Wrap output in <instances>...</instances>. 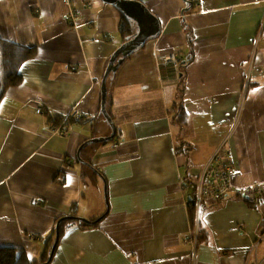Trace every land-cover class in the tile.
I'll return each instance as SVG.
<instances>
[{
    "label": "crops",
    "instance_id": "0c3cea01",
    "mask_svg": "<svg viewBox=\"0 0 264 264\" xmlns=\"http://www.w3.org/2000/svg\"><path fill=\"white\" fill-rule=\"evenodd\" d=\"M139 1L160 32L108 76L116 135L83 148L87 164L79 147L112 133L101 87L127 39L121 10L0 0V39L36 48L0 102V246L39 260L64 217L49 264H264V197L234 188L264 181V0ZM190 54L180 94L178 58ZM225 166L227 195L191 203L205 169Z\"/></svg>",
    "mask_w": 264,
    "mask_h": 264
},
{
    "label": "trees",
    "instance_id": "16d2710c",
    "mask_svg": "<svg viewBox=\"0 0 264 264\" xmlns=\"http://www.w3.org/2000/svg\"><path fill=\"white\" fill-rule=\"evenodd\" d=\"M131 23L132 21L126 15L122 13L121 22H120V30L125 34L127 38L131 37V34H132L133 25ZM191 40H192V37L189 35L188 41L190 44H191ZM192 50H193V47H192ZM134 51L124 56L123 61L126 58H128ZM35 54H36V48L34 47H27V46L15 44L9 41H5V40L3 41L0 39V102L9 87L18 86L19 84L22 83L23 79H22V74L20 71L21 66L24 62L31 59ZM192 56L193 55L190 54V55H187L186 57L178 58V68H179V73H180L178 88H179L180 94L182 93L183 88H184L183 83H184L185 69L187 65L191 62ZM120 64H118V67ZM176 108L178 107L176 106ZM184 109L185 108H183V106L179 105L178 112L180 115H184V112H185ZM183 118L185 119V117H179L173 120H177L178 122L181 121V123H183L184 122L182 121ZM65 119L66 120L63 123V118L49 117L50 123L51 122L52 123H62L64 125L68 124L69 122L73 120H76V119H73L71 115H69ZM82 151H81V156H82ZM190 200H191V203L193 201L195 205L194 193L191 194ZM65 223H66V220L64 217H60L56 223V225L60 226L61 237H62V234L65 233V228H64ZM48 259H49L48 251L47 252L45 251V253L42 254L41 259L36 260V259L29 258L26 251H24L22 248L10 247V246H0V264H42L46 262Z\"/></svg>",
    "mask_w": 264,
    "mask_h": 264
},
{
    "label": "water",
    "instance_id": "95a60500",
    "mask_svg": "<svg viewBox=\"0 0 264 264\" xmlns=\"http://www.w3.org/2000/svg\"><path fill=\"white\" fill-rule=\"evenodd\" d=\"M103 1L117 6L124 15H126L129 19L134 20L137 23V29L136 32L133 34V36L127 38L126 41L123 44H121L113 53L102 79L101 113L105 116L106 120L110 124L112 128V133L108 136L90 138L79 147L78 159L84 163L87 162H85L80 156V152L83 148H85L90 143L107 142L113 139L116 135L115 123L106 106L107 96H108V88H107L108 76L111 74V72H115L117 70L118 64H120L123 61L124 56L128 55L130 52L134 51L136 48L141 46L143 43L147 41L148 38L154 37L160 32L159 19L149 10V8L143 2L139 0H103ZM66 218L67 219L73 218L75 220H78L79 222H84L87 224H92L95 222L82 217L69 216ZM59 234L60 233L58 231V225H57L56 241L50 251L49 259L42 264H48L51 261L55 253V249L57 247Z\"/></svg>",
    "mask_w": 264,
    "mask_h": 264
},
{
    "label": "built area",
    "instance_id": "2783aa9c",
    "mask_svg": "<svg viewBox=\"0 0 264 264\" xmlns=\"http://www.w3.org/2000/svg\"><path fill=\"white\" fill-rule=\"evenodd\" d=\"M64 1L65 3L69 4V0ZM70 13L71 12L67 14V17L72 19L74 13L72 12L71 16L69 17ZM169 59L177 63V56L175 53H170ZM37 112L42 113L43 110L38 108ZM55 126L56 127L51 130L53 133L66 135V129L63 127V125ZM235 174V168L233 169L230 166L218 168L208 167L205 169L200 179L201 182L194 195L197 207L201 205L203 198H206L208 193H211L209 196L215 200L225 197L230 188L233 187V177ZM234 188H236V190L239 191V194L246 200H255L256 198L264 197V181L252 183L244 187L234 185ZM209 196L207 198L208 200H210Z\"/></svg>",
    "mask_w": 264,
    "mask_h": 264
},
{
    "label": "rangeland",
    "instance_id": "374dc122",
    "mask_svg": "<svg viewBox=\"0 0 264 264\" xmlns=\"http://www.w3.org/2000/svg\"><path fill=\"white\" fill-rule=\"evenodd\" d=\"M71 9H74V8H71ZM72 13H70L69 17L71 16ZM68 18V17H67ZM68 19H71V18H68ZM112 132V130H111ZM39 259H41V256L39 257Z\"/></svg>",
    "mask_w": 264,
    "mask_h": 264
}]
</instances>
